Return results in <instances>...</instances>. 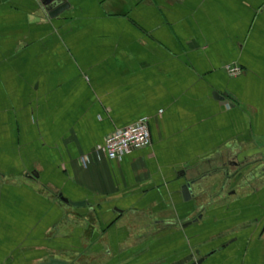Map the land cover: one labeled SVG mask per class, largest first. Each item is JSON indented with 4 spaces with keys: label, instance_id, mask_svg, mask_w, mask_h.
<instances>
[{
    "label": "crops",
    "instance_id": "1",
    "mask_svg": "<svg viewBox=\"0 0 264 264\" xmlns=\"http://www.w3.org/2000/svg\"><path fill=\"white\" fill-rule=\"evenodd\" d=\"M64 2L0 0V264H264V0Z\"/></svg>",
    "mask_w": 264,
    "mask_h": 264
},
{
    "label": "built area",
    "instance_id": "2",
    "mask_svg": "<svg viewBox=\"0 0 264 264\" xmlns=\"http://www.w3.org/2000/svg\"><path fill=\"white\" fill-rule=\"evenodd\" d=\"M223 70L231 77H237L243 72L241 67L236 65H226ZM151 144L149 119L141 118L136 123L116 129L107 135L103 143L94 149L93 154H104L110 160H119L134 151L149 148ZM79 160L83 167H87L90 155H84Z\"/></svg>",
    "mask_w": 264,
    "mask_h": 264
},
{
    "label": "water",
    "instance_id": "3",
    "mask_svg": "<svg viewBox=\"0 0 264 264\" xmlns=\"http://www.w3.org/2000/svg\"><path fill=\"white\" fill-rule=\"evenodd\" d=\"M43 3L46 5L52 4L51 6L54 7L50 12L51 18L58 16L59 14H61L62 12H64L65 10H67L70 7V3L64 2V0H43ZM193 184H194V181L193 182H187L182 186V193L184 195L185 200H189L191 198L192 185ZM61 198L64 202L72 204L74 206H80V205L84 204V203L71 202L68 199L64 198L63 196H61ZM195 221H197V219ZM42 264H67V263L60 261V260H51L48 263H42Z\"/></svg>",
    "mask_w": 264,
    "mask_h": 264
},
{
    "label": "rangeland",
    "instance_id": "4",
    "mask_svg": "<svg viewBox=\"0 0 264 264\" xmlns=\"http://www.w3.org/2000/svg\"><path fill=\"white\" fill-rule=\"evenodd\" d=\"M232 156L234 157L236 156V154ZM242 157L244 158V161H246L248 158L249 160L245 162V166H243L241 173L249 174V175L257 174V173L260 174L262 172L261 169H264V149H261L258 152H255L253 150L245 151ZM239 158L240 157L236 156L234 159L238 160ZM250 159H253V160H250Z\"/></svg>",
    "mask_w": 264,
    "mask_h": 264
}]
</instances>
